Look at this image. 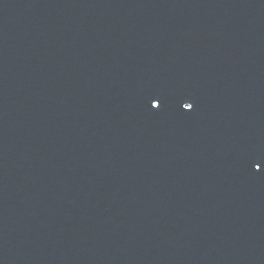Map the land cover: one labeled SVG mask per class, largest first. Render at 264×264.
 I'll use <instances>...</instances> for the list:
<instances>
[{
	"label": "water",
	"instance_id": "obj_1",
	"mask_svg": "<svg viewBox=\"0 0 264 264\" xmlns=\"http://www.w3.org/2000/svg\"><path fill=\"white\" fill-rule=\"evenodd\" d=\"M0 264H264V0H0Z\"/></svg>",
	"mask_w": 264,
	"mask_h": 264
},
{
	"label": "snow or ice",
	"instance_id": "obj_2",
	"mask_svg": "<svg viewBox=\"0 0 264 264\" xmlns=\"http://www.w3.org/2000/svg\"><path fill=\"white\" fill-rule=\"evenodd\" d=\"M158 106H159L158 102H153V104H152L153 108H156ZM183 107H184V109H191L193 107V105L191 103H184Z\"/></svg>",
	"mask_w": 264,
	"mask_h": 264
}]
</instances>
